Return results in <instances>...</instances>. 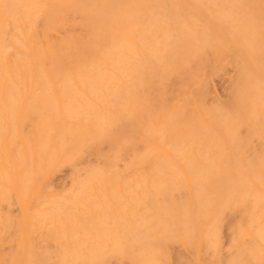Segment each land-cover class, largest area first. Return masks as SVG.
I'll return each mask as SVG.
<instances>
[{
    "label": "bare ground",
    "instance_id": "bare-ground-1",
    "mask_svg": "<svg viewBox=\"0 0 264 264\" xmlns=\"http://www.w3.org/2000/svg\"><path fill=\"white\" fill-rule=\"evenodd\" d=\"M0 264H264V0H0Z\"/></svg>",
    "mask_w": 264,
    "mask_h": 264
}]
</instances>
